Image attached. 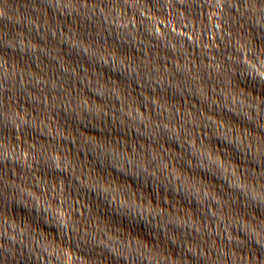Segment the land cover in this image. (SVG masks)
<instances>
[{"label":"water","instance_id":"95a60500","mask_svg":"<svg viewBox=\"0 0 264 264\" xmlns=\"http://www.w3.org/2000/svg\"><path fill=\"white\" fill-rule=\"evenodd\" d=\"M0 191L264 264V0H0Z\"/></svg>","mask_w":264,"mask_h":264}]
</instances>
